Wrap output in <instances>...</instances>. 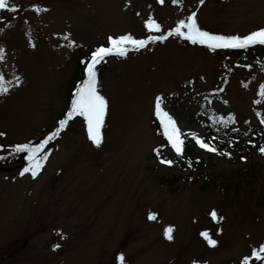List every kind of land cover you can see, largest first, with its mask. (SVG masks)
<instances>
[{
	"label": "rangeland",
	"instance_id": "1",
	"mask_svg": "<svg viewBox=\"0 0 264 264\" xmlns=\"http://www.w3.org/2000/svg\"><path fill=\"white\" fill-rule=\"evenodd\" d=\"M8 3L17 11L0 10V74L10 82L0 95V132L6 133L0 137V264H121L120 254L125 264H242L246 256L258 264L252 252L264 245V159L214 156L208 176L193 180L190 171L170 168L156 155L154 149L169 142L154 107L158 95L166 97L185 139L195 132L205 140L204 101L211 117L234 114L233 125L264 126L256 115L264 114V46L239 56L171 36L131 50L124 60L110 61L98 83L108 100L99 147L88 138L84 118L75 117L43 151L48 159L37 178L19 175L26 159L2 164L14 145L55 131L81 54L109 46V36L146 38L150 16L166 33L194 11L202 29L243 36L264 27V0ZM34 5L48 11L36 12ZM197 147L209 161L207 150ZM213 209L223 217L219 222L209 215ZM169 226L171 241L164 235ZM203 231L217 240L215 247Z\"/></svg>",
	"mask_w": 264,
	"mask_h": 264
},
{
	"label": "snow or ice",
	"instance_id": "2",
	"mask_svg": "<svg viewBox=\"0 0 264 264\" xmlns=\"http://www.w3.org/2000/svg\"><path fill=\"white\" fill-rule=\"evenodd\" d=\"M160 4L164 3V0H158ZM180 0H172L173 4L179 3ZM204 0H200L202 5ZM36 12L48 11L46 8H41L39 6H33ZM8 10L9 12H16L17 9L15 6H10L8 0H0V10ZM145 27L150 33L146 38H135L132 34H123L117 37H108L109 46H99L94 51L91 52L90 58L86 61V67L84 69L86 73V78L81 81L80 85L76 88L75 93L71 100V106L67 111L65 117L59 121L58 128L43 139L39 144L32 145L30 142L18 143L13 146L14 153H27L26 159L28 161L27 166L22 169L19 173L20 176H24L26 173H30L32 178L35 179L41 173L44 162L47 161L48 155L41 154L45 146L53 139H55L62 130L66 128L69 124V121L75 117H83L87 125V135L88 138L99 147L102 143V128L105 123V117L108 112V100L103 96L98 90V80H97V65L105 60L106 57L110 55H117L121 57H126L131 50L139 51L146 48L150 43L154 42H163L166 41L171 36H176L183 38L186 41L191 42L192 44H199L206 46L208 49L215 51L217 49H248L255 45L264 46V27L258 28L246 35H224L213 33L207 30H204L200 27L197 21V13L194 11L186 18L180 19L177 21L176 26L166 33L162 32V26L151 16L144 21ZM151 33H160V34H151ZM69 37H65L68 39ZM74 43V42H71ZM35 45H33L34 47ZM5 59V49L0 47V61ZM247 68H251L252 65H245ZM264 69V65H262ZM17 84L20 83V78L16 77ZM4 79L3 74H0V95L7 94L9 88ZM247 87V85H244ZM222 91V90H221ZM259 96L264 98V83L259 87ZM166 97L162 94L158 95L155 98V116L160 122V125L163 128V134L167 138V141L171 145V148L174 149L177 156H183L184 154V133L181 132V129L177 125V121L174 117L166 110ZM227 103V101H225ZM255 104H261L262 100L257 99L254 101ZM257 116L260 117V123L264 124V114L257 112ZM220 121L224 123H235L234 115L230 114L227 119L223 116L220 117ZM247 123V121H246ZM235 130V129H234ZM6 133L0 132V137L5 136ZM191 137L195 140L196 144L199 145L201 149H205L212 153H217L218 149L215 145L211 143H206L202 138H200L195 132L190 133ZM231 143V141H230ZM251 143V141H249ZM4 148V145H0V150ZM261 154H264V144L259 146ZM157 156H160V149H154ZM220 155L231 156L230 152L224 151L219 152ZM3 159V157H0ZM241 159H246L241 157ZM161 163L172 165L174 163L171 159L161 158ZM191 166V161L188 162ZM211 218L219 222L223 217H219L216 210L213 209L210 214ZM156 214L149 213L148 219L155 220ZM173 227L169 226L165 229V237L171 241L173 239ZM222 232V229L220 230ZM202 237L207 241L208 245L215 247L217 245V240L213 239L209 231H203L200 233ZM55 248H59L60 244L57 243L54 245ZM264 253V245L260 246V249L253 250L252 256L257 260H264V256L261 255ZM121 264H125V258L123 254H120L118 257ZM193 264H197L196 261H193ZM242 264H250V257H244Z\"/></svg>",
	"mask_w": 264,
	"mask_h": 264
},
{
	"label": "trees",
	"instance_id": "3",
	"mask_svg": "<svg viewBox=\"0 0 264 264\" xmlns=\"http://www.w3.org/2000/svg\"><path fill=\"white\" fill-rule=\"evenodd\" d=\"M204 47V46H202ZM234 52V50H231V52ZM219 53V52H216ZM239 56L241 55H249L254 54L253 51H251L249 48L244 49L241 52H235ZM90 53L87 54H81L78 64L76 65L77 69L73 72L71 76V80L69 82V86L71 83L72 89L69 90V94L67 95V105L66 109L69 110L71 105V100L75 92V88L78 87V85L83 80L84 76V59L88 58ZM115 56L107 57V62L112 61ZM107 62L103 63L102 67L98 69V77H100V80L103 78L102 75L104 73V70L107 68ZM209 106L208 104L203 102V105L201 106L199 110L200 117H203L202 126L204 127V136L206 139V143H211L215 145L218 149L217 153L208 152L209 161H204L202 158H200L199 154H197V144L195 143V140L192 139H186L185 145H184V154L183 156H177L176 153H171V156L168 159H171L174 161L172 165H169L170 168H178L184 171H190V176H193V180L196 178H204L208 176V167L211 166L210 162L213 160L214 156L220 157L222 159H236L237 161H242L246 163V161H249L250 158L254 159V155H258L260 158L264 159V154H261L259 149V146L264 144V126L261 127H248V128H242L240 126H236L235 124L224 123L220 121V117L216 115H212V117L209 115ZM234 115V114H232ZM229 115H223L225 119H227ZM235 117V115H234ZM208 118V119H207ZM58 128V127H57ZM56 128V129H57ZM55 129V130H56ZM235 129V130H234ZM63 131V130H62ZM46 137L42 138L45 139ZM41 140V141H42ZM36 141L35 143H32L33 145L39 144L41 142ZM231 141V143H230ZM251 141V143H249ZM47 147H49V143L45 146L44 150H47ZM160 156L158 158L165 159L166 152L170 150L169 145L161 144L160 147ZM230 152L231 156L227 155H220L219 152ZM43 154V152L41 153ZM27 153H14L12 151L11 154L5 155V160L7 163L2 165H8L14 163H22L26 159ZM241 157H245L246 159H241ZM27 160V159H26ZM189 161H191V166H189ZM253 163H251L250 166H252ZM7 166V167H8ZM183 177H188V175H183ZM186 180V179H185ZM264 256V255H262ZM258 264H264V260H257Z\"/></svg>",
	"mask_w": 264,
	"mask_h": 264
}]
</instances>
